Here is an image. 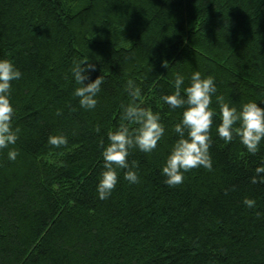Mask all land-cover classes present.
Segmentation results:
<instances>
[{"label":"trees","instance_id":"trees-1","mask_svg":"<svg viewBox=\"0 0 264 264\" xmlns=\"http://www.w3.org/2000/svg\"><path fill=\"white\" fill-rule=\"evenodd\" d=\"M0 57L22 73L11 95L18 156L0 151V264H264V183L251 182L264 142L255 155L225 143L217 120L211 170L175 186L160 175L178 138L181 110L160 100L175 74L214 77L237 108L264 101V0H0ZM81 59L105 81L92 110L73 95ZM129 79L165 134L151 153L130 150L138 182L118 169L101 200V141L123 122ZM51 135L68 143L54 147Z\"/></svg>","mask_w":264,"mask_h":264},{"label":"clouds","instance_id":"clouds-1","mask_svg":"<svg viewBox=\"0 0 264 264\" xmlns=\"http://www.w3.org/2000/svg\"><path fill=\"white\" fill-rule=\"evenodd\" d=\"M164 60L163 64L167 67ZM71 77L78 87L73 95L78 98L82 109H95L104 84L103 75L90 78L95 66L88 60L74 61ZM22 73L7 58L0 57V151L7 149V158L14 161L18 152L9 148L18 139V129H13L14 106L11 102L12 83L21 78ZM87 81V83H86ZM175 74L173 91L164 94L160 100L169 110L180 109L179 121L173 131L178 137L170 147L165 162L160 167V175L168 186L181 184L184 173L193 168L203 167L211 170L212 159L209 153L212 137L210 131L215 122L216 133L225 143L234 139L245 147L248 153L255 155L264 142V101L249 100L239 108L225 101L218 94L214 77L203 75L196 70L187 77ZM126 91L131 97L127 104L121 105L120 118L123 121L107 132V143L101 141L100 155L103 168L98 174L96 191L101 200L107 199L118 183L117 170H126L124 179L130 184L139 180L135 162L129 164L130 150L138 149L142 153H151L165 134L161 114L142 102L141 88L132 79L127 81ZM213 97L219 111L213 107ZM99 131V129H97ZM48 143L59 148L68 143L64 135H51ZM252 183H264V157L255 168ZM244 203L253 207L255 201L246 198Z\"/></svg>","mask_w":264,"mask_h":264}]
</instances>
